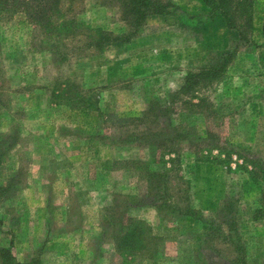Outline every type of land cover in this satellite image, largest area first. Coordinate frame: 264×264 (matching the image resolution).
Returning a JSON list of instances; mask_svg holds the SVG:
<instances>
[{
	"label": "rangeland",
	"instance_id": "374dc122",
	"mask_svg": "<svg viewBox=\"0 0 264 264\" xmlns=\"http://www.w3.org/2000/svg\"><path fill=\"white\" fill-rule=\"evenodd\" d=\"M164 1L176 13L150 16L121 44L131 26L118 0H66L79 34L57 42L58 54L23 13L0 21V250L19 263L264 264V66L241 46L227 79L206 92L216 116L175 105L169 117H144L239 38L202 0ZM253 1L252 37L262 45L264 0ZM96 29L113 41L100 45ZM65 88L92 106L55 98ZM169 124L191 137L177 141L172 200L203 220L159 211L134 164L156 160L146 137H163ZM127 196L141 204L125 211ZM129 220L148 228L131 255L116 242Z\"/></svg>",
	"mask_w": 264,
	"mask_h": 264
},
{
	"label": "trees",
	"instance_id": "16d2710c",
	"mask_svg": "<svg viewBox=\"0 0 264 264\" xmlns=\"http://www.w3.org/2000/svg\"><path fill=\"white\" fill-rule=\"evenodd\" d=\"M66 0H0V21L5 17H13L18 13H23L29 20L36 26H39L44 33L48 36L51 45L53 46L54 53L58 54L57 42L76 38L78 26L80 23L75 17L68 14L70 8L66 10L64 3ZM73 3L76 0H69ZM120 8L131 30L123 35L116 37L115 42L121 44L131 42L140 32L141 27L145 24L150 16H166L173 15L178 10L177 5L170 1L164 0H118ZM203 3L209 8L212 15H220L224 18L226 25L231 30L238 34V39L234 41V46L231 50L224 54H213L209 57L208 61L195 71L188 73L184 79L181 87L174 93L169 94L168 107H161L159 104H153L150 110L144 114V117H153L154 121L163 117H169L173 107L181 106L182 110L190 115H204L208 118L216 116L218 110L211 99L206 95V92L213 89L216 85L223 83L230 72L234 61L236 60L241 46L248 47L253 52L259 53V60L264 66V43L257 45L252 37L253 23H254V1L253 0H202ZM99 36L98 43L101 45L113 41L109 33L102 30H95ZM95 42V40H94ZM89 46H93L90 43ZM252 52V53H253ZM66 90V93H64ZM62 93H55V98H63L64 102L70 107L74 102H79L83 106H92L90 100L86 96L79 94L72 95L67 92V89H61ZM57 94V95H56ZM59 94V96H58ZM77 106V105H75ZM161 138H151L153 131L146 137V143L150 149H156L158 157L156 160L149 161H136L141 173L150 190L149 198L153 199L152 204L159 211H167L174 217H195L196 213L190 206H181L173 201L170 194V173L173 172L174 166L179 161L178 144L180 139L188 138V135L182 133L180 129L169 124L163 128ZM215 135L212 132L207 133V140L210 145L214 142ZM4 140H0V162L2 155L1 144ZM221 156L216 159L212 157H203L205 162H213L214 160L221 161ZM231 158V157H230ZM158 163L159 165L167 166L161 171L153 169L151 165ZM168 163V164H167ZM238 168L244 167L248 169V165L242 166L237 164ZM229 167V166H228ZM231 168V167H230ZM141 204L136 197L127 196L123 209L128 211L132 206ZM264 206V203H263ZM116 212V211H115ZM200 215V214H199ZM200 220H203L201 215ZM123 224V222L119 223ZM209 231H214L215 226L209 225ZM120 235L116 238L117 247L119 250L131 255L136 251L144 248L142 245L146 241L147 230L143 223H138L134 220H129L127 225L119 229ZM1 264H23L16 261L15 257L9 248L0 250ZM32 264V263H29Z\"/></svg>",
	"mask_w": 264,
	"mask_h": 264
}]
</instances>
